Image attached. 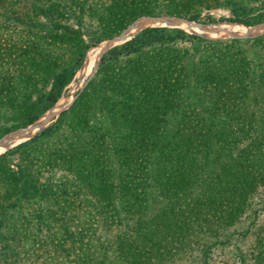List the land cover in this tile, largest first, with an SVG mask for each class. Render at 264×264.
Segmentation results:
<instances>
[{
    "label": "rangeland",
    "instance_id": "374dc122",
    "mask_svg": "<svg viewBox=\"0 0 264 264\" xmlns=\"http://www.w3.org/2000/svg\"><path fill=\"white\" fill-rule=\"evenodd\" d=\"M151 27L163 39L106 59ZM211 123L210 191L185 187L193 213L155 199L157 147ZM256 140L241 197L228 162ZM139 157V213L126 217ZM161 207L170 220L153 232ZM258 252L264 264V0H0V264H258Z\"/></svg>",
    "mask_w": 264,
    "mask_h": 264
},
{
    "label": "trees",
    "instance_id": "16d2710c",
    "mask_svg": "<svg viewBox=\"0 0 264 264\" xmlns=\"http://www.w3.org/2000/svg\"><path fill=\"white\" fill-rule=\"evenodd\" d=\"M232 21L240 22L238 18H235ZM165 29L166 28L164 27H151V28L143 29L135 37L131 38L130 40H127L120 46L114 47L112 50H110L108 52V56L106 59L107 60L116 59V57L121 54L126 55L130 52L137 51L139 47L146 42L159 41L163 39V35L158 34V32H162ZM174 31H176V34L174 36H171V40H173L174 38L180 39V38H183L185 35H187L178 29H175ZM103 59L104 57L102 56L101 60ZM79 61L80 60L78 59L77 63H79ZM260 73L261 74L258 75V77H260L261 79L262 72L260 71ZM207 77L211 81L212 79H218L216 78L215 75H209V76L207 75L206 78ZM64 82H65V79L63 76L61 75L56 76L54 83L51 85L48 93L45 96L44 100H45L46 105L49 106L55 101L58 95V90L63 86ZM169 93L171 92L167 91L166 96H164V98H166ZM172 97L173 96L171 95L169 99H171ZM127 106H129V109H130V108H133L135 104L131 102V103H128ZM34 119H35V116L30 117L27 123H30ZM173 125L176 126L175 128L177 129L175 130V134H177V132L179 133L181 128H178L177 124H173ZM196 127L197 126L195 125L187 126L186 129H188L187 130L188 136L182 139L178 138L177 136L171 137L170 140L160 144L157 147V155L153 157V160L151 162L154 164V166H152L151 168H153L152 170L156 171V173L154 175L153 174L150 175V177L152 178V182H154V184L157 186L156 188L157 193L155 192V190L152 191L154 193L155 199L157 197L159 198L162 196L163 198L166 199L164 204L165 205L167 204L168 206L176 202H179V201L183 202L184 209L187 207V209L190 212H192L195 206L194 204H192L193 199L191 200L190 198H188L187 201H185L184 198H186L189 195L188 192L186 195L183 194V192L185 193V190H184L185 187L194 186L195 188H199L201 192L205 191L204 188L208 189V191H210V189L212 188V174H209L208 172L204 174V173H200V171L201 172L204 171L203 169H201V165H204L205 167V162H207L209 158L208 155H210L209 153L212 152V148H211L212 134H213L212 131H216L217 129V127L213 126L212 123L209 125L210 127L209 129L208 127L207 129L202 128V131H200L201 128L196 129ZM218 127H222V126H218ZM48 130L49 128H46L40 131L38 133V136L44 135ZM260 143H263V142H260V140L258 141L256 140L254 141V144L250 143L246 145H241L239 148H237L235 158L230 159V161L228 162V166H232L235 174L236 175L240 174L242 176V179H245L243 183L239 184L240 186L236 184V188H237V185L238 187H240V190L235 192L238 196H241V197L244 196L242 193L244 192L247 193V188L250 189V184L252 183L253 176H252V172L250 169L251 164L247 162V159L249 160V158L252 157L251 155L255 152L256 146L257 145L260 146L261 145ZM217 149L219 152L223 151L222 153L224 154L225 150H223L222 146H218ZM219 152H217V154L215 155L216 159H218L217 157H218ZM192 154L195 156H198L199 159H197V161L198 163L200 162L199 163L200 168H197L198 173H195V174H193L194 172L193 168L195 169L196 167L192 168V164L195 165V162L188 161L189 156H192ZM185 156L188 157L187 160L184 158ZM148 159L149 158H147L146 160V159L139 157V158H136L135 160L130 161V164L132 166L134 165L136 166L135 169L136 171H138V174H136L135 178H137L138 180H137V183L132 182L131 180H127V178L124 180V185L122 187L123 197L125 199L124 205H123V212H122L124 216H126L127 214L129 215L133 214V212L137 213L139 211L138 210L139 206L135 204L134 202L138 200V195H141L143 193V189L141 187V185L144 184L143 170H145V173L147 172V169H146L147 166L145 165V163H148L147 162ZM166 161L170 163L168 168L166 166ZM211 163H212V157H211L210 164ZM150 165L148 164L149 170H150ZM133 170H134V167H129V168L126 167V176H128L127 172H134ZM184 171L185 173H183ZM209 171H212V165L210 166ZM171 172L174 175H172ZM244 174L246 175V177H244ZM262 175L260 174L259 177L261 178ZM233 187H235V184L233 185ZM208 196H205V197L208 199ZM201 198L203 199L204 196H201ZM210 198H211V195H210ZM203 201H205V199H203ZM239 205H241V201ZM166 208L161 207L159 208L160 210L157 214L150 216V220L147 221V223L150 226L153 224L151 231L160 232L161 229H164V230L166 229L165 226L169 223V220H170V218H168L167 216L168 214H171L172 212V210H170L169 212L166 213ZM181 211L183 212L184 210H179V212ZM140 222L141 220L139 218L135 220V223L138 225L140 224ZM77 233L80 234V232H77ZM257 257H258V260L256 261L254 260V261L255 263L260 264L262 257L260 258L259 252L256 255L255 259Z\"/></svg>",
    "mask_w": 264,
    "mask_h": 264
},
{
    "label": "water",
    "instance_id": "95a60500",
    "mask_svg": "<svg viewBox=\"0 0 264 264\" xmlns=\"http://www.w3.org/2000/svg\"><path fill=\"white\" fill-rule=\"evenodd\" d=\"M195 26L198 27V28H202L203 25H201V24H195ZM122 36H120L119 38H121Z\"/></svg>",
    "mask_w": 264,
    "mask_h": 264
},
{
    "label": "bare ground",
    "instance_id": "6f19581e",
    "mask_svg": "<svg viewBox=\"0 0 264 264\" xmlns=\"http://www.w3.org/2000/svg\"><path fill=\"white\" fill-rule=\"evenodd\" d=\"M201 29V28H200ZM210 31V30H209ZM232 31V30H231ZM233 32V31H232ZM259 33V32H258ZM133 34V33H132ZM101 49V48H100ZM25 134V132H24ZM29 135V134H28ZM14 137V136H13ZM8 140V139H7ZM5 142H7L6 140L2 143V146H4Z\"/></svg>",
    "mask_w": 264,
    "mask_h": 264
}]
</instances>
